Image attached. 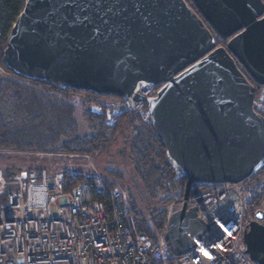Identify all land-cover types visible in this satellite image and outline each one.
I'll list each match as a JSON object with an SVG mask.
<instances>
[{"label":"water","instance_id":"95a60500","mask_svg":"<svg viewBox=\"0 0 264 264\" xmlns=\"http://www.w3.org/2000/svg\"><path fill=\"white\" fill-rule=\"evenodd\" d=\"M62 2L26 1L4 62L29 80L98 97L139 102L137 85L158 87L145 103L150 125L185 178L183 203L165 234L169 253L180 257L208 231L197 208L187 205L192 187L241 183L264 156V117L253 110L256 88L245 76L264 85V1L77 0L89 6L84 14L93 13L107 38L46 27L42 18L51 26L59 13H48ZM111 5L119 10L120 27L107 12ZM263 220L264 212L256 211L243 236L255 264H264Z\"/></svg>","mask_w":264,"mask_h":264},{"label":"built area","instance_id":"2783aa9c","mask_svg":"<svg viewBox=\"0 0 264 264\" xmlns=\"http://www.w3.org/2000/svg\"><path fill=\"white\" fill-rule=\"evenodd\" d=\"M157 91L158 87L141 83L133 92L141 101L132 97L108 99L94 110H104L109 119L125 112L138 113L150 123L143 106ZM252 107L264 117V85L256 92ZM54 155L59 156V162L87 159L94 169L87 156ZM45 157L52 156L37 155L35 170L23 171L10 181L0 169V194L13 188L0 205V264H255L243 244L246 227L253 220L247 214L246 182L264 169V156L249 179L212 185L189 196L188 207L197 208L208 231L190 252L180 257L171 255V262L167 261L165 234L169 218L181 207L183 197H174L163 208L165 219L156 240L145 233L133 235L126 225L132 217L121 208L120 189H106L95 173L94 179H85L65 192L62 171H55L51 163L46 167L39 164ZM64 165L65 169L72 168L71 163ZM170 165L175 180L184 177L177 166Z\"/></svg>","mask_w":264,"mask_h":264},{"label":"trees","instance_id":"16d2710c","mask_svg":"<svg viewBox=\"0 0 264 264\" xmlns=\"http://www.w3.org/2000/svg\"><path fill=\"white\" fill-rule=\"evenodd\" d=\"M26 1L0 0V169L5 179L10 181L23 171L35 170V162L33 165L24 157L60 154L91 159L122 138L126 141V148L119 155L131 163L137 181L135 188L127 187L126 191L119 188L122 191L121 208L132 217L126 225L133 235L145 233L151 240H156L165 219L162 210L174 197H183L185 178L174 179L175 172L164 146L156 138L150 123L144 122L138 113L125 112L109 119L104 110L95 112V107L106 100L119 98L98 97L92 93L63 89L39 79L29 80L7 68L3 52L10 30ZM188 3L193 7L190 1ZM216 43L217 46L226 44L221 39ZM245 76L258 92L261 87L248 75ZM143 108L146 110V105ZM77 112H80L88 129L82 136L78 135ZM53 167L56 170L58 164ZM107 174L116 178L123 176L117 169L108 170ZM62 176L65 192H71L85 179L95 178V175H83L72 168L63 169ZM101 182L106 189L116 187L114 182L104 179ZM246 186L247 214L254 217V213L264 207V169L247 181ZM210 187L212 185H195L190 195ZM12 190L7 188L0 194V205L6 202ZM103 196L106 199L107 195ZM153 204L155 207H151ZM145 211L150 218H145ZM172 260L167 250V261Z\"/></svg>","mask_w":264,"mask_h":264},{"label":"rangeland","instance_id":"374dc122","mask_svg":"<svg viewBox=\"0 0 264 264\" xmlns=\"http://www.w3.org/2000/svg\"><path fill=\"white\" fill-rule=\"evenodd\" d=\"M75 120L77 121L78 125V130L79 136L85 135L87 133V127L86 124L80 114V112H77L75 114ZM126 141L122 138H118L112 145V147L105 152H102L95 157L91 158L92 164L94 169L90 167L89 161L87 159H77L74 161L67 160V161H60L62 162V165H58V168L55 171L61 172L63 169L66 168V165L64 163H71L72 169L78 173H81L83 175L91 174L94 175L96 173V177L100 178L101 180L104 179L110 183L116 186V188L124 189L126 191L127 187L129 188H135L137 186V181L136 177L134 176L133 170H132V165L130 162H127L125 159L120 157L119 153L123 150V148H126ZM52 157H45L46 159L40 160L39 164L42 167L48 166V163H51L52 166L54 164H60L58 159V155H51ZM25 160L29 161L30 163L34 162L36 163L37 158H34L32 156L24 157ZM1 165V164H0ZM111 169H117L123 173V176L121 178H116V177H110L107 174L108 170ZM123 190V191H124ZM145 207L144 205H142ZM141 207V209L143 208ZM151 207H155L153 204ZM151 212V210L149 211ZM153 212V210H152ZM55 210L52 209L51 214H54ZM145 213V218L148 219L150 218L149 214L147 211Z\"/></svg>","mask_w":264,"mask_h":264},{"label":"snow or ice","instance_id":"6c2138e0","mask_svg":"<svg viewBox=\"0 0 264 264\" xmlns=\"http://www.w3.org/2000/svg\"><path fill=\"white\" fill-rule=\"evenodd\" d=\"M87 7H89L87 4L77 3V0H63L59 5H54L51 12L48 13V16H54L56 13H59V16L52 22V25L50 26L44 17L42 18V23L46 27L59 29L61 31L65 29L81 28L89 30L93 38H107L104 33L103 25L97 24L93 13L88 12L87 14H84V9ZM114 7L115 5L109 6L107 12H112L113 17H115L113 20L114 26L120 27L119 10L113 12ZM136 7L138 8L139 5ZM101 15H103V13ZM104 23L106 24L107 21ZM204 254L208 255L207 252Z\"/></svg>","mask_w":264,"mask_h":264},{"label":"flooded vegetation","instance_id":"af4514ba","mask_svg":"<svg viewBox=\"0 0 264 264\" xmlns=\"http://www.w3.org/2000/svg\"><path fill=\"white\" fill-rule=\"evenodd\" d=\"M263 212H264V207H263V209H261ZM253 218V217H252ZM264 223V220L262 221V224Z\"/></svg>","mask_w":264,"mask_h":264}]
</instances>
